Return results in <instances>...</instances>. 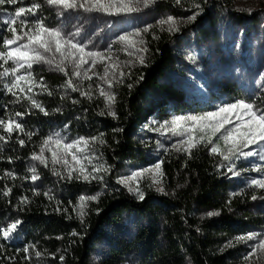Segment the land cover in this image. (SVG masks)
Instances as JSON below:
<instances>
[{
    "label": "trees",
    "instance_id": "1",
    "mask_svg": "<svg viewBox=\"0 0 264 264\" xmlns=\"http://www.w3.org/2000/svg\"><path fill=\"white\" fill-rule=\"evenodd\" d=\"M33 3L42 6L28 17L29 22L42 20L49 28L59 25L54 8L44 0H18L16 4L5 0L0 4V50L3 40L11 38L2 21L9 20L17 8ZM144 12L136 13L131 21L136 31L151 26L141 35L144 63L135 65L115 86V103L110 106L101 98L83 97L65 87V76L36 68L41 111L7 92L0 77V119H15L24 128L10 138L0 129V135L6 137L0 140V227L21 221L9 239L0 237V264H231L229 252L220 251L222 243L250 225L260 224V218L253 217L234 197V185L219 170L221 164L207 146L193 148L190 154L164 152L148 127L154 115L165 121L208 113L211 98L239 101L252 97L264 109V93L249 94L252 84L234 79L211 87L205 72L213 45L219 44L232 57L227 33L237 39L240 31L233 30L235 24L246 35L259 19L236 12L229 0H154ZM193 15L195 19L190 21ZM169 16L176 21L175 30L159 23ZM256 37L251 46L261 51L264 40L259 32ZM259 64L253 60V70ZM194 71L204 73L200 84L205 91L185 84L184 78ZM59 129L89 141L97 137L91 142L116 169L124 162H145L158 153L163 162L164 192L148 189L144 199L138 200L112 179L108 184L77 182L49 159L48 167L33 160L43 141ZM25 133L32 135L29 138ZM33 167L39 177L35 181L29 171ZM6 172L12 175L5 176ZM22 197H27L26 203H21ZM81 197L97 199L87 200L81 208ZM209 211L220 215L211 218Z\"/></svg>",
    "mask_w": 264,
    "mask_h": 264
},
{
    "label": "rangeland",
    "instance_id": "2",
    "mask_svg": "<svg viewBox=\"0 0 264 264\" xmlns=\"http://www.w3.org/2000/svg\"><path fill=\"white\" fill-rule=\"evenodd\" d=\"M236 12L246 15H255L259 21L257 27L251 29L250 32L244 35L243 27H240L239 24L233 26V30L240 31V37L235 39L232 36V32L227 33V37L230 39V46L233 48L232 57H229L225 54L223 49L219 44L212 46L211 50V62L206 66L205 72L207 73V78L210 81V86L218 87L223 85L225 82L233 81L234 79L240 80L241 83L252 84L251 93L253 96H258L261 93H264V46L261 51L254 50V46H251L253 41L257 38L256 33L259 32V35L264 40V0H229ZM54 8V11L57 13L59 18V25L54 28L60 29L65 37L73 39L74 42L82 44L85 47L86 51L92 52H101V53H110L112 59L105 60L103 62H98L95 68H92L88 71V75L92 76L91 80L85 79L83 75L80 77L71 76L73 69L72 64L65 61V67L68 70V76H65L64 73L58 71L53 64L47 63H38L34 64L32 69L28 70L32 72L33 78L36 81L35 87H33L32 92L28 93L33 99L37 101V96L40 92V83L36 79L35 69L44 68L48 71L55 72L65 76L67 79L71 76L73 83L78 86L79 91L77 92L80 95V92H88L89 96L83 97H97L101 98L103 101L107 102L103 96L100 95L101 86L106 92L112 93L117 84H121L123 78L129 73V71L139 63V57L144 56V52L138 51L139 48H145L143 44L142 36L136 37L137 44L136 48L128 47L124 42L118 41V37L124 33H133L136 31V27L131 25L133 16L138 14L145 13L146 7L140 6V11L130 13V14H119V15H106L99 12H85L83 9H70L65 10L60 7L51 6ZM242 26V25H241ZM20 24L17 25V30L19 31ZM233 40V41H232ZM142 41V43H141ZM127 48V50H125ZM245 49V51H244ZM244 51V52H243ZM129 53H133L129 55ZM243 56V61H232V58H238ZM59 54H56V60H59ZM252 59V60H251ZM253 60H258L260 62L257 68L253 70ZM131 61V63H129ZM116 63L119 65L117 69H110L106 79H112V86L109 87L105 80L100 79L104 76V64ZM2 63V62H0ZM12 62L4 65V67H12ZM90 62L87 65H84L80 70L83 73L85 70L90 68ZM1 72L3 68L0 67ZM123 71L125 75L120 76V71ZM24 70H21L18 74H23ZM97 73V75H93ZM204 74L203 72L197 73L196 71L192 74H188L184 78V82L188 88L190 86H198L200 89L204 90V87L200 84V76ZM11 74L7 77H3L4 88L7 91V86L12 80ZM188 83V84H187ZM216 83V84H214ZM247 89L248 86H245ZM14 91H17L14 89ZM8 92V91H7ZM27 92V89H26ZM250 92V91H249ZM248 92H246L247 94ZM21 99H24V94L17 91V95ZM82 96V95H80ZM252 98V97H251ZM250 100H243L248 103L257 104L253 101V98ZM26 100V99H24ZM29 101V100H28ZM241 101V100H239ZM30 102V101H29ZM213 103L212 109L210 112L216 111L219 107L232 104L236 101H224L221 99L211 98ZM31 103V102H30ZM258 107V106H257ZM259 108V107H258ZM260 109V108H259ZM193 116V115H185ZM201 116V115H198ZM173 116L169 119L162 121L157 120L156 116H152L148 120V127L150 131L154 134L157 140L160 143L159 148H162L164 152H169L170 150H176L173 148V145L176 144L180 139H183L184 136L180 133H173L172 131H165L164 128H161V125H165V128H171V121ZM169 122L165 124V122ZM235 123V121H234ZM233 125H228L227 127H232ZM201 133L197 131L196 135L199 136ZM210 131L204 133L205 136L210 135ZM220 134L218 133L217 136ZM53 139L59 138L65 143H71L76 141L81 137L70 136L67 131L59 129L51 134ZM216 140V138H213ZM223 147V141H216ZM207 146V150L210 154L218 158L221 167L219 170L224 171L225 178L229 179L230 182L234 185V197H237L241 201V205L252 212L253 217L260 218V224L250 225L246 231L243 233L236 234L227 238L221 245V252H229L231 256V264H264V249L258 247L259 242L264 240V189L252 185L251 181L253 179H264V160L261 159V156H264V144L252 145L249 148L243 149L244 151H251L255 149L258 153L247 158H240L235 160V166L232 167V161H224L223 157L219 154H214L210 151L211 145L207 143H200L198 146ZM54 145H49V148H54ZM80 147H84L81 145ZM44 155L48 157L51 161V151L48 148L44 149ZM77 155L83 158L84 166L91 172L93 167L103 166L104 171L92 173L93 176L102 177V179H76L78 172L73 173V180L77 182H83L87 184H98V183H110V180H114L117 185L124 187L131 195L136 199L138 198L137 193L134 191L135 188L139 187L145 195V191L151 189L157 193L164 192V173L161 165L162 175L157 173L155 170L151 172H144L141 176L132 178L133 173L140 172L144 169H152L153 166L162 161L161 156L158 153H154L147 161L142 163H129L124 162L122 168L116 169L107 163V161L98 153L95 145L90 141L89 146L85 148L83 152H77ZM69 165H64L63 163L56 164L59 169L65 174L68 175V168L72 166L71 156L68 157ZM78 167V166H77ZM232 167L233 172L237 173L233 175L229 171V168ZM259 169V170H257ZM121 180L127 181L126 183H120ZM131 189V190H130ZM162 189L163 191H158ZM252 197H256L253 199ZM228 212H233L231 207H228ZM208 213H217L216 215H208ZM207 215L211 218H218V211H209ZM249 233L257 234L253 240L246 241H237L236 237L246 236ZM231 242V246H230ZM256 247V251L253 255L249 256V253L253 251V247ZM248 257V259H246Z\"/></svg>",
    "mask_w": 264,
    "mask_h": 264
},
{
    "label": "snow or ice",
    "instance_id": "3",
    "mask_svg": "<svg viewBox=\"0 0 264 264\" xmlns=\"http://www.w3.org/2000/svg\"><path fill=\"white\" fill-rule=\"evenodd\" d=\"M9 3L16 4L18 0H8ZM47 5L56 6L65 10L70 9H83L85 12H99L106 15H119V14H130L140 11V6L148 7L154 0H44ZM179 3V0H177ZM5 0H0V4H4ZM40 3H33L29 7H19L15 10L12 17L9 20L2 21L7 26V31L11 34L10 39L3 40V50H0V67L3 68V72H0V77H7L11 74L13 77L10 84L7 86V91L13 95L19 93L24 94V99L29 100L33 107L39 108L44 111L41 104L33 99L28 93L32 92L33 87L36 85V81L33 78L32 72L28 71L32 69L34 64L47 63L53 64L55 68L68 76V70L65 67V61L72 64L73 71L71 76L80 77L83 75L85 79L91 80L92 76L88 75V71L97 66L98 62L105 60H111L110 53L92 52L86 51L82 44L74 42L73 39L64 36L62 31L57 28L47 27L42 20H36L29 22V16H35L37 10L41 8ZM190 21L195 19V15L188 18ZM19 22L20 29L17 30L16 24ZM160 24L171 25L170 30H175V19L171 16L167 20L159 22ZM151 26H148L142 30H137L133 33H124L117 39L120 42H124L128 47L136 48L137 40L136 37L142 35L143 32H147ZM142 43V41H141ZM127 50V48L125 49ZM138 51L144 52L146 49L139 48ZM56 54H59L60 59L56 60ZM133 53H129L132 55ZM139 63H144L143 56H140ZM12 62V67H4V65ZM90 68L81 72V68L84 65L89 64ZM131 63V61L129 62ZM119 65L116 63H105L104 64V76L100 79L105 80V83L112 86V79H106L110 69H117ZM24 70L23 74H18ZM97 75V73H93ZM125 73L121 70L120 76L122 77ZM71 76L68 77L65 83V87L71 88L73 91H79L77 85L73 83ZM42 88L46 89L45 85L41 84ZM100 95L105 98L110 106L115 103L114 93L106 92L103 87L99 86ZM131 87V85H129ZM17 90V91H14ZM27 89V92H26ZM51 94V93H49ZM82 96H89L88 92H80ZM110 115L115 116L114 112L109 111ZM24 113H15V116H22ZM235 121V123H234ZM169 122H165L168 124ZM171 128H165V125H161L165 131H172L174 134L180 132L184 138L180 139L176 144L173 145L177 151H184L191 153L193 148H196L200 143H207L211 145L210 151L214 154H219L223 157L224 161H232L235 166V160L240 158H247L258 153L255 149L251 151H244L243 149L249 148L252 145L264 144V109H259L255 104L248 103L246 101H236L232 104H226L219 107L216 111L205 113L201 116H177L174 117L170 122ZM233 125L232 127H227ZM0 129L4 133L8 134V138L11 137L13 132L19 131L24 132L23 125L15 119H0ZM197 131L201 133L199 136L196 135ZM210 135L205 136L204 133L209 132ZM220 134L217 136V134ZM25 135L31 137L32 133H25ZM216 138L214 140L213 138ZM4 135H0V140H5ZM98 138L93 137L91 141H96ZM223 141V147L216 141ZM21 145L24 144V140H19ZM90 141L81 137L71 143H65L63 140L49 136L43 141V146L40 153L33 154L32 159L39 161L45 167H48V157L44 155V149L48 148L51 151V162L53 165L63 163L69 165L68 157L71 156L72 166L68 168L67 178H73V173L78 172L76 179H102V177L93 176L92 173L104 171V167H93L91 172L84 166L83 158L77 155V152H83L85 148L89 146ZM103 143V141H101ZM49 145H54V148H49ZM83 145L84 147H80ZM264 160V156H261ZM162 161L157 162L152 169H144L140 172L133 173L132 178L141 176L144 172H151L155 170L157 173L162 175L161 165ZM78 166V167H77ZM232 167L229 171L233 175L237 173L233 172ZM259 170V169H257ZM33 173L31 179L33 181L39 179L36 175V168L33 167L29 170ZM54 175H60L55 172ZM11 173L6 172L5 176H10ZM127 181L121 180L120 183H126ZM252 185L258 186L264 189V179H253ZM131 190V189H130ZM11 190L4 192L7 196ZM134 191L137 193L140 200L144 199V193L140 191L139 187L135 188ZM158 191H163L158 189ZM47 195V194H45ZM256 199V197H252ZM97 197H81L80 207L82 208L87 200H95ZM27 197L21 198V203H26ZM217 213H208V215H216ZM83 215V212H81ZM21 221L16 220L7 226L0 227V237L5 240L9 239L12 234L17 230ZM257 234L249 233L246 236L236 237L237 241L253 240ZM231 246V242H230ZM34 247V246H33ZM259 248L264 249V240H261L258 245ZM24 251L27 253L28 248ZM256 251V247H253V251L249 253V256L253 255ZM41 253L36 252V256H40ZM64 259L63 256L60 257ZM248 259V257H246Z\"/></svg>",
    "mask_w": 264,
    "mask_h": 264
}]
</instances>
